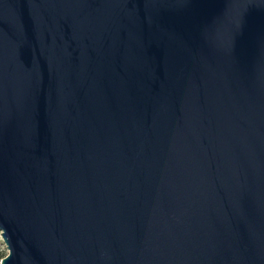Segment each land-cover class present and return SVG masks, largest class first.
Instances as JSON below:
<instances>
[{
	"label": "water",
	"instance_id": "95a60500",
	"mask_svg": "<svg viewBox=\"0 0 264 264\" xmlns=\"http://www.w3.org/2000/svg\"><path fill=\"white\" fill-rule=\"evenodd\" d=\"M1 264H264V0H0Z\"/></svg>",
	"mask_w": 264,
	"mask_h": 264
},
{
	"label": "rangeland",
	"instance_id": "374dc122",
	"mask_svg": "<svg viewBox=\"0 0 264 264\" xmlns=\"http://www.w3.org/2000/svg\"><path fill=\"white\" fill-rule=\"evenodd\" d=\"M0 254L6 255V256L8 255V250L3 241L1 232H0Z\"/></svg>",
	"mask_w": 264,
	"mask_h": 264
},
{
	"label": "trees",
	"instance_id": "16d2710c",
	"mask_svg": "<svg viewBox=\"0 0 264 264\" xmlns=\"http://www.w3.org/2000/svg\"><path fill=\"white\" fill-rule=\"evenodd\" d=\"M5 257H6V255L0 254V264H1L2 259Z\"/></svg>",
	"mask_w": 264,
	"mask_h": 264
}]
</instances>
